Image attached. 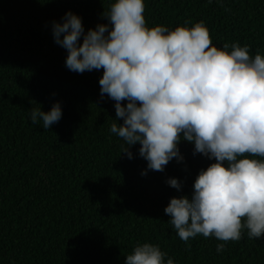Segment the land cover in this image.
<instances>
[{
    "label": "trees",
    "instance_id": "obj_1",
    "mask_svg": "<svg viewBox=\"0 0 264 264\" xmlns=\"http://www.w3.org/2000/svg\"><path fill=\"white\" fill-rule=\"evenodd\" d=\"M114 2L0 0V264H125L143 243L158 245L174 264H264V238H249L247 229L238 241L199 234L183 241L164 209L171 198L190 196L200 170L215 161L181 141L184 162L174 158L165 171L143 175L141 145L129 159L125 141L110 132L123 119L114 120L115 101L100 95L103 69L66 68L52 22L71 10L87 32L109 23L102 13ZM144 2L149 28L203 22L214 46L231 52L238 43L264 55V0ZM56 102L59 122L47 130L32 123V108L47 112ZM170 177L182 191L166 183Z\"/></svg>",
    "mask_w": 264,
    "mask_h": 264
},
{
    "label": "clouds",
    "instance_id": "obj_2",
    "mask_svg": "<svg viewBox=\"0 0 264 264\" xmlns=\"http://www.w3.org/2000/svg\"><path fill=\"white\" fill-rule=\"evenodd\" d=\"M144 11V0H115L102 13L109 23L87 32L71 10L53 21L66 68L78 74L103 69L100 95L115 101L114 120L123 119L110 132L125 141L129 159L131 148L141 145L143 175L165 171L174 158L184 162L181 141L194 145V156L215 161L200 170L190 196L173 197L164 209L183 241L198 234L238 241L243 229L249 238H264V55L253 57L238 43L231 52L227 44L214 46L203 22L149 28ZM62 115L61 102L30 112L32 123L42 121L46 130ZM166 183L183 190L179 178ZM166 256L158 245L143 243L125 264H174Z\"/></svg>",
    "mask_w": 264,
    "mask_h": 264
}]
</instances>
